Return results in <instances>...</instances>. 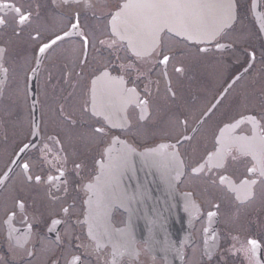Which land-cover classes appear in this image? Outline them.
Returning a JSON list of instances; mask_svg holds the SVG:
<instances>
[{
  "label": "flooded vegetation",
  "instance_id": "1",
  "mask_svg": "<svg viewBox=\"0 0 264 264\" xmlns=\"http://www.w3.org/2000/svg\"><path fill=\"white\" fill-rule=\"evenodd\" d=\"M123 2L102 0L106 8L80 15L81 30L96 37L87 50L75 35L40 54L69 29L75 5L0 0V264H68L73 256L79 264H250L249 239L264 264V178L248 172L253 157L238 150V138H264V0L213 8L229 9L215 35L164 31L144 57L112 35L109 12ZM15 7L31 12L30 22L19 25ZM161 53L172 57L167 65ZM127 65L132 70L121 71ZM105 69L123 85L101 78ZM128 151L142 158L128 165L120 157ZM147 152L159 160L149 167L161 171L159 182L147 174ZM245 180L257 181L254 198L233 191ZM89 185L101 189L98 203ZM130 219L138 224L126 229ZM151 219L172 221L153 238ZM105 231L128 234L123 255L113 257Z\"/></svg>",
  "mask_w": 264,
  "mask_h": 264
},
{
  "label": "snow or ice",
  "instance_id": "2",
  "mask_svg": "<svg viewBox=\"0 0 264 264\" xmlns=\"http://www.w3.org/2000/svg\"><path fill=\"white\" fill-rule=\"evenodd\" d=\"M55 2V0H54ZM61 4L68 5L73 4L75 8L73 11L72 21L70 23V27L67 31H64L62 35H55L50 42L44 43L41 47H39L38 51L40 54H44L46 50L52 48L53 45H57V42L64 41L65 38H71L72 36L79 35L85 50L92 45L96 37L93 34L90 38L89 34L84 33L81 29L82 26L80 24V15L82 13H87L88 11H92L95 15L97 8L104 9L106 5L102 3V0H60ZM5 9L13 7L9 4L2 5ZM219 7V5L211 4V3H200L197 0H127L126 3L120 5L119 11L109 12L111 15V24H112V35L115 36L119 34L121 39H127L130 46L135 50V54L137 57H144L151 55L157 46V38L159 33L167 28L169 31H176L178 34L183 32L188 35V38H193L194 36H199L203 31V18L200 16V13L204 9H213ZM230 7V5H229ZM17 13V23L19 25H25L30 22L31 12H24L20 7L14 8ZM199 17V19H198ZM5 24V20L0 18V25ZM219 28H216L211 33L215 35L219 32ZM35 38V37H34ZM100 45H107L108 47H113L116 44L114 39L107 41L104 39H99ZM4 50L0 49V53ZM200 51H205L201 49ZM161 55H163L161 53ZM252 59H255V53H250ZM172 59V57L168 55H163V58L159 60L160 64L167 65ZM86 62V59H85ZM133 66H121V71L128 72L131 71ZM177 73H181L183 71L182 68H175ZM101 78L106 79H114L115 82L123 85L124 81L122 77L112 78L110 77V73L105 69L101 73ZM239 79V77H237ZM95 84V81H93ZM235 83V81H233ZM231 84L228 86L231 88ZM129 93H134V89L127 90ZM174 95V93H173ZM95 99V96H94ZM220 101H217L219 103ZM140 104L147 106V100H140ZM86 111V109H85ZM203 121H201L202 123ZM185 125V130H187V119L181 121ZM196 130L194 129L193 132ZM104 129L102 127H97L94 129V133L103 134ZM185 139L191 141L194 139V136H185ZM238 143L240 144V149L245 153L251 155L253 157V164L247 170L252 175H259L261 178H264V138H261L259 141L248 140L247 138H238ZM29 144L25 143L18 148L20 153L26 152ZM219 159L223 160V150L218 154ZM212 157H209L211 160ZM13 164L16 163L15 160L12 161ZM77 168L80 167L79 164L76 165ZM22 168L25 173L30 171L29 163H23ZM12 171V169H9ZM195 171V169H194ZM7 173H5V177H7ZM63 175V172H61ZM179 175V173H177ZM32 177L29 175L28 180H31ZM51 179V177L49 178ZM35 180L37 183L40 182L41 177L36 176ZM3 183V181H0ZM257 183L256 180H245L242 182L241 188H234L233 191L244 193L245 199L254 198V185ZM90 190H93L97 195L99 202V197L101 195V189L99 187H94L93 185H89ZM239 198V197H238ZM91 203V202H90ZM21 208L24 207L21 202L19 205ZM216 209H219L220 205H214ZM63 211L67 213L69 211L68 208H64ZM217 213L215 211H210L208 213L209 218L216 216ZM60 220L52 221L53 225L60 224ZM52 230V229H50ZM89 235L93 239H97V235L93 233L92 227L89 228ZM104 237H107L109 243L113 245V257L123 255L125 251L128 250L129 238L127 233L118 232L117 234L109 233L105 231L102 234ZM247 247L245 251L249 253L250 264H258L256 259L257 257V249L260 247L258 242L255 239H249L247 241ZM99 247L100 244L98 243ZM79 256H73V258L68 262V264H79L80 261Z\"/></svg>",
  "mask_w": 264,
  "mask_h": 264
},
{
  "label": "water",
  "instance_id": "3",
  "mask_svg": "<svg viewBox=\"0 0 264 264\" xmlns=\"http://www.w3.org/2000/svg\"><path fill=\"white\" fill-rule=\"evenodd\" d=\"M127 0H125V2H123L122 4L126 3ZM197 2L200 3H211V4H215V5H219V7H229V5L231 6L233 4V0H197ZM200 16L203 18V29L204 31L200 34L203 36H209L211 34L210 29H216L219 28V32L222 31L226 26L229 19V9H204L201 11ZM199 19V17H198ZM112 27V24H111ZM164 31H168L172 34L177 35L178 33L176 31H169L167 28L163 29L160 33L159 36L157 38V43L159 41V38L161 36V34ZM183 33V32H181ZM179 33V34H181ZM119 40L127 43L128 47L130 48V50L132 52H135V50L130 46L128 40L125 39H121V36L119 34L116 35ZM121 149H128V148H124V147H120L119 146V150ZM122 155V156H120ZM120 157H127L130 161L126 160V164L128 165H133L134 161L138 160L139 158H142L136 154H133L132 152L128 151V153L126 154V156H123L125 154H120ZM147 174L148 175H153L152 176V182L151 183H155V182H159V175L161 173V171L159 169L156 168H152L151 170L149 169V167H153V166H157L160 167L159 162L156 163L157 160V156L154 153H149L147 152ZM144 157V155H143ZM120 158H116L115 156V160H118ZM113 162L109 163L112 165ZM141 165H145L144 163H141ZM169 177H168V186L166 187L167 190L172 191V189L174 188V182L175 179L171 176V173L168 172ZM154 189V188H153ZM151 205V210L153 214L159 213V209L161 208V205L159 203L156 204H150ZM149 207V206H148ZM150 208V207H149ZM157 210V211H154ZM148 214H150V212H147ZM154 216V215H152ZM172 220L170 219H151V220H147V234H149V236H153V238H160L161 237V233L163 232V224L166 222H171ZM135 224H138L137 222H135L134 220L130 219L127 222V228H134ZM141 225V228H143L144 223L141 222L139 223ZM145 237H141L142 241H146L144 239Z\"/></svg>",
  "mask_w": 264,
  "mask_h": 264
}]
</instances>
